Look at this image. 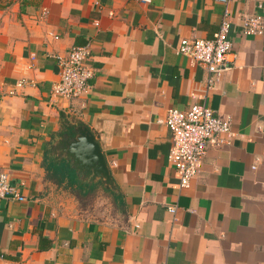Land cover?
Listing matches in <instances>:
<instances>
[{
    "label": "crops",
    "instance_id": "0c3cea01",
    "mask_svg": "<svg viewBox=\"0 0 264 264\" xmlns=\"http://www.w3.org/2000/svg\"><path fill=\"white\" fill-rule=\"evenodd\" d=\"M31 1L0 8V170L20 192L0 198V264H264V0H231L229 67L210 88L176 47L213 37L221 2ZM252 13L262 34L241 30ZM84 44L88 91L52 95L55 56ZM21 78L35 83L18 87ZM194 103L229 117L235 135L208 147L182 188L158 119ZM69 125L91 131L107 165L108 198L91 210L42 165L52 144L66 155Z\"/></svg>",
    "mask_w": 264,
    "mask_h": 264
},
{
    "label": "built area",
    "instance_id": "2783aa9c",
    "mask_svg": "<svg viewBox=\"0 0 264 264\" xmlns=\"http://www.w3.org/2000/svg\"><path fill=\"white\" fill-rule=\"evenodd\" d=\"M148 1V0H139ZM223 4V12L218 30L211 38L182 37L176 51L186 56L190 62L204 67L209 73L207 87L210 88L216 78L229 67L227 55L232 43L229 32L232 26L230 13L231 0H216ZM264 13V2L258 4ZM241 30L244 34H262L263 19L261 13L247 14L241 19ZM90 55L88 45H74L65 53L55 57L59 66L58 78L53 81L51 93L65 99H76L89 89V80L93 76L92 68L86 64ZM34 59V57H31ZM32 66V64H30ZM34 84L33 79L21 78L16 82L20 87ZM171 132V148L168 159L178 175L179 186L186 188L198 173L202 165V157L210 146L228 145L235 133L231 129L229 117H221L205 103H194L187 110L169 108L166 115L158 119ZM10 196L20 198V192L9 181L8 174L0 170V198ZM174 211L175 205H169Z\"/></svg>",
    "mask_w": 264,
    "mask_h": 264
},
{
    "label": "water",
    "instance_id": "95a60500",
    "mask_svg": "<svg viewBox=\"0 0 264 264\" xmlns=\"http://www.w3.org/2000/svg\"><path fill=\"white\" fill-rule=\"evenodd\" d=\"M78 134L68 145L65 157L71 160L72 165L80 169V164L91 167L95 177L105 182L108 178V169L94 135L86 127H78Z\"/></svg>",
    "mask_w": 264,
    "mask_h": 264
},
{
    "label": "trees",
    "instance_id": "16d2710c",
    "mask_svg": "<svg viewBox=\"0 0 264 264\" xmlns=\"http://www.w3.org/2000/svg\"><path fill=\"white\" fill-rule=\"evenodd\" d=\"M13 0H8L4 3L0 1V8L11 4ZM31 0H22V9L24 6L28 5ZM74 126H64V134L66 138L70 141L75 135L76 130ZM42 165L45 169L46 179L54 182L58 186H63L70 192H81L83 188V183L78 179L76 171L72 165L71 160L67 159L64 155H50L47 149L43 158ZM76 195V194H75Z\"/></svg>",
    "mask_w": 264,
    "mask_h": 264
},
{
    "label": "rangeland",
    "instance_id": "374dc122",
    "mask_svg": "<svg viewBox=\"0 0 264 264\" xmlns=\"http://www.w3.org/2000/svg\"><path fill=\"white\" fill-rule=\"evenodd\" d=\"M1 3H4L8 0H0ZM50 155H59L62 156L60 152V145L59 144H52L49 148ZM65 156V155H64ZM78 179L83 183L82 191L79 193L75 191L72 194L79 200V205L83 208H89L90 210L93 209V201L96 197H105L108 198L107 186L103 182L101 178L95 177L94 174H87L83 175L75 166H73ZM54 183V182H53ZM63 189L65 187L61 186ZM68 190V189H67ZM107 194V195H106Z\"/></svg>",
    "mask_w": 264,
    "mask_h": 264
},
{
    "label": "flooded vegetation",
    "instance_id": "af4514ba",
    "mask_svg": "<svg viewBox=\"0 0 264 264\" xmlns=\"http://www.w3.org/2000/svg\"><path fill=\"white\" fill-rule=\"evenodd\" d=\"M61 154H62V153H61ZM62 155H63V154H62ZM82 174H83V175H86V172H85V171H83V172H82Z\"/></svg>",
    "mask_w": 264,
    "mask_h": 264
}]
</instances>
